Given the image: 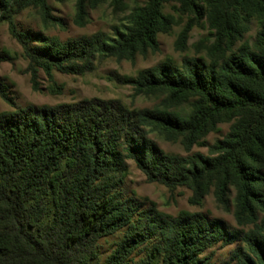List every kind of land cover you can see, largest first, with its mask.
Here are the masks:
<instances>
[{
    "label": "trees",
    "instance_id": "obj_1",
    "mask_svg": "<svg viewBox=\"0 0 264 264\" xmlns=\"http://www.w3.org/2000/svg\"><path fill=\"white\" fill-rule=\"evenodd\" d=\"M105 1L77 0L79 17ZM109 1L127 7L124 0ZM168 2L193 16L178 34L179 49L207 18L216 48L224 52V44L229 52L221 63L186 56L179 67L166 60L118 78L140 93H166L168 105L131 109L118 99L91 98L0 112V264H95L99 240L121 230L102 264H211L209 249L236 241L243 244L233 251L236 264H264V0H147L111 33L67 40L16 26L15 16L27 7L50 16L47 0H0V22L21 44L38 90L39 69L49 78L54 71L81 75L100 58L134 61L157 51L158 34L174 24L163 12ZM253 20L254 43L234 48ZM9 59L0 53V62ZM6 88L0 79V95L11 101ZM184 103L186 113L178 108ZM222 113L234 122L210 155L172 154L150 136L182 138L190 150ZM129 160L149 181L191 189V204L214 188L227 205L234 192L237 221L252 227L230 228L202 212L167 214L127 195Z\"/></svg>",
    "mask_w": 264,
    "mask_h": 264
},
{
    "label": "rangeland",
    "instance_id": "obj_2",
    "mask_svg": "<svg viewBox=\"0 0 264 264\" xmlns=\"http://www.w3.org/2000/svg\"><path fill=\"white\" fill-rule=\"evenodd\" d=\"M147 0H124L126 8L116 6L111 1L97 4L95 7L87 6L86 16L79 17L77 0H47L50 6V16H45L37 7H27L15 16L14 22L19 29L40 31L49 36H56L61 40L76 38L82 35L92 34L98 31L112 32V26L120 24L125 17L137 5H143ZM180 5L168 2L163 5V12L174 18V24L170 31L160 32L157 36L159 47L155 52H149L143 56L137 55L134 61L127 59L118 60L114 57L100 58L96 61L91 72L74 75L54 71L49 78L44 70L37 72L39 89L32 85L29 71V60L26 57L21 44L11 33L6 21L0 22V53L10 56L8 61L0 62V79L6 85V90L11 101L5 100L0 95V112L13 110L18 107L33 105L36 107L49 105L55 106L63 103L78 102L83 99L101 98L118 99L131 109L164 107L168 105V97L164 92L140 93L133 85L124 84L118 80L123 75L136 76L141 70L153 68L158 63L171 60L179 67L186 56L196 57L204 62H222L227 56L228 49L222 45L224 52L216 48L215 31L210 27L207 18L198 21L189 33V38L184 50L176 46L179 32L187 21L193 18L192 14L183 13ZM258 31V23L253 20L242 38L236 40L234 48L244 42L253 44ZM182 112H188L189 105L184 103L178 107ZM234 117L228 113H222L215 125L202 136L199 143L187 150L182 138L168 140L158 132H152L150 136L165 151L187 156L200 152L210 155V146L216 140L224 137L229 131ZM130 168L123 184V189L129 196H136L147 203L154 202L158 210L167 214L176 215L182 210L202 212L209 218H220L230 228H251V224H240L235 215L233 192L228 204L220 202L211 188L200 204H191L189 198L192 190L186 186L170 188L166 185L149 181L134 161L129 160ZM123 230L111 236L99 240V256L95 264H102L106 255L112 251L123 236ZM241 241L232 244H217L207 252L212 251L211 264H236L232 257L233 251L242 246ZM139 256H135V259Z\"/></svg>",
    "mask_w": 264,
    "mask_h": 264
}]
</instances>
